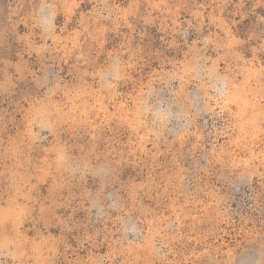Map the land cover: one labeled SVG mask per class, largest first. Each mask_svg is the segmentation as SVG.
<instances>
[{"label": "rangeland", "instance_id": "rangeland-1", "mask_svg": "<svg viewBox=\"0 0 264 264\" xmlns=\"http://www.w3.org/2000/svg\"><path fill=\"white\" fill-rule=\"evenodd\" d=\"M259 182L264 0H0V264H264Z\"/></svg>", "mask_w": 264, "mask_h": 264}, {"label": "trees", "instance_id": "trees-1", "mask_svg": "<svg viewBox=\"0 0 264 264\" xmlns=\"http://www.w3.org/2000/svg\"><path fill=\"white\" fill-rule=\"evenodd\" d=\"M255 183L246 192L244 206L240 210V223L244 226L245 233L264 234V184ZM249 232V233H248Z\"/></svg>", "mask_w": 264, "mask_h": 264}]
</instances>
